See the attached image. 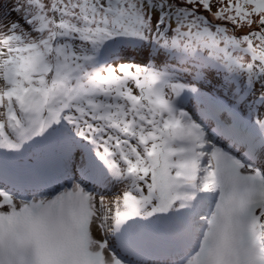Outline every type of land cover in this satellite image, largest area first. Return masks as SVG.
Segmentation results:
<instances>
[{
	"label": "snow or ice",
	"instance_id": "obj_1",
	"mask_svg": "<svg viewBox=\"0 0 264 264\" xmlns=\"http://www.w3.org/2000/svg\"><path fill=\"white\" fill-rule=\"evenodd\" d=\"M14 11L0 264H264V0Z\"/></svg>",
	"mask_w": 264,
	"mask_h": 264
},
{
	"label": "rangeland",
	"instance_id": "obj_2",
	"mask_svg": "<svg viewBox=\"0 0 264 264\" xmlns=\"http://www.w3.org/2000/svg\"><path fill=\"white\" fill-rule=\"evenodd\" d=\"M15 4H16V0H0V22L7 24L10 20L17 19V13L14 11ZM252 27L255 28L256 26L253 25ZM247 31H248L247 28L241 29V32L246 33ZM229 147H231V144H229ZM240 151H243V149L237 146L234 154H238ZM97 191H98V195H106L109 198H111L113 195L118 194L115 191H108V192H104L100 190ZM146 256H150V255H144L142 257H134L133 259L142 260L143 264H150V262L155 260L153 256H151L150 260H147Z\"/></svg>",
	"mask_w": 264,
	"mask_h": 264
}]
</instances>
